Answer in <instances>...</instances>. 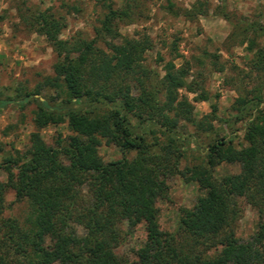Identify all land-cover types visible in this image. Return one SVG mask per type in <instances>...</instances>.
<instances>
[{"label": "trees", "instance_id": "1", "mask_svg": "<svg viewBox=\"0 0 264 264\" xmlns=\"http://www.w3.org/2000/svg\"><path fill=\"white\" fill-rule=\"evenodd\" d=\"M143 1L102 0L103 11L90 39H61L62 19L48 9L23 17L44 37L56 60L53 75L32 90L21 83L0 89V110L9 104L22 110L34 103V130L25 149L0 161L5 173V181L0 180V214L7 188L16 198H25L29 207L25 226L11 219L0 221V264H130L112 252L117 220L129 228L143 225L144 241L132 264H264L263 90L236 97L232 106L235 120L248 117L242 131L245 145L235 147L231 137L217 136L206 145L204 163L178 170L181 151L173 145L178 121L201 131L212 125L196 120L186 96L178 94L180 88L195 89L186 81L185 68H175L171 61L163 64V74L149 81L148 88L136 78L139 92L132 93L128 75L141 67L152 45L147 36L121 35L118 25L140 18ZM167 4L171 8L168 0ZM200 5H193L186 16L203 14ZM244 29L256 32L262 26L247 23ZM245 41L250 68L264 73V44L255 37ZM43 88L53 94L42 100L33 97ZM197 98L207 96L200 91ZM215 112L216 105L210 104L203 119H215ZM129 116L155 124L167 142L153 149L134 130ZM63 121L72 134L54 146L46 144L39 130ZM101 141L115 146L120 156L103 161L97 152ZM221 162L237 164L238 171L214 176L213 167ZM174 173H186L202 193L191 208L181 209L175 231L166 232L158 227L155 204L165 196L166 179ZM83 186L86 198L80 194ZM238 198L258 214L254 231L244 240L231 227L240 213ZM76 226L84 232L78 234ZM180 231L191 238V247L213 245V253L183 250L176 239Z\"/></svg>", "mask_w": 264, "mask_h": 264}, {"label": "rangeland", "instance_id": "2", "mask_svg": "<svg viewBox=\"0 0 264 264\" xmlns=\"http://www.w3.org/2000/svg\"><path fill=\"white\" fill-rule=\"evenodd\" d=\"M113 1L119 3L120 0ZM168 1L171 8L167 0H144L143 15L130 23L119 24L118 32L134 38L147 36L151 41V48L143 54L141 67L128 75L134 95L138 94L140 86L136 78L148 88L149 81L154 82L163 74V64L171 61L175 68H185L186 81L195 89L194 92H188L180 88L178 94L186 96L196 120L212 125V129L201 131L184 120L178 121L175 132L178 139L173 145L181 151L177 169L183 171L185 167L204 163L206 145L217 136L231 137L235 147L245 145L242 131L248 117L245 114L243 119L235 120L232 106L236 97L256 93L257 89L264 93V73L250 68L248 60L251 53L246 50L245 41L246 37H255L258 44H264V0ZM198 3H201L203 14L197 13L193 18H188L185 12ZM45 9L62 19L63 28L59 37L68 40L90 39L103 11L102 0H0L1 90L18 83L32 90L45 77L53 75L55 54L44 37L24 20L29 14ZM247 23H252L254 27L261 25L262 29L256 32L245 30ZM200 91L205 93L206 100L197 98ZM52 94V89L43 88L40 95L33 97L42 100L43 96ZM210 104L216 105V118L203 119L210 112ZM33 109L34 103L30 102L22 110L13 104L0 110V161L6 154L25 149L28 135L34 130ZM138 120L129 116L134 130L142 133L145 142L153 149L167 142L155 124ZM39 132L43 141L51 146L72 134L66 121L46 125ZM97 152L105 162L120 156L115 146L106 145L103 141ZM132 155L133 152H130L127 157L131 158ZM237 171V164L221 162L213 167L212 174L218 177ZM187 176L186 173H174L166 179L165 196L155 204L161 231H175L181 209L191 208L196 197L202 193ZM0 180L5 181V173L1 169ZM80 194L82 198L87 197L85 186L81 188ZM237 204L239 217L231 227L235 236L244 240L254 231L258 214L243 198H238ZM28 214L27 200L16 198L14 191L7 188L0 221L11 219L25 226ZM112 228L114 238L111 245L115 257L124 263L136 262L137 250L144 241L142 223L129 228L124 221L117 220ZM76 230L78 234L84 232L81 226H76ZM176 239L184 245L183 250L191 247V238L181 231ZM213 247L197 244L191 247L194 249L191 251L210 255Z\"/></svg>", "mask_w": 264, "mask_h": 264}]
</instances>
